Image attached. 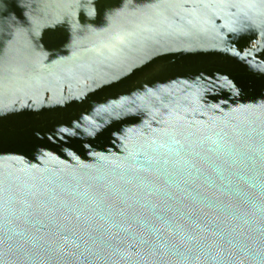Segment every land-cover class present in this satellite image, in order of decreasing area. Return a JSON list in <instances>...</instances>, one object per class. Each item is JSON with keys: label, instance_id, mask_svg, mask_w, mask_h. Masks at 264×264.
Wrapping results in <instances>:
<instances>
[{"label": "water", "instance_id": "95a60500", "mask_svg": "<svg viewBox=\"0 0 264 264\" xmlns=\"http://www.w3.org/2000/svg\"><path fill=\"white\" fill-rule=\"evenodd\" d=\"M0 264H264V0H0Z\"/></svg>", "mask_w": 264, "mask_h": 264}]
</instances>
